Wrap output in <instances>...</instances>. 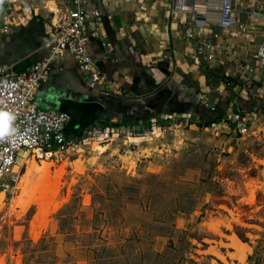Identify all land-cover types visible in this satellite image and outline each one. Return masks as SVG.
Wrapping results in <instances>:
<instances>
[{
	"label": "rangeland",
	"instance_id": "obj_1",
	"mask_svg": "<svg viewBox=\"0 0 264 264\" xmlns=\"http://www.w3.org/2000/svg\"><path fill=\"white\" fill-rule=\"evenodd\" d=\"M250 111L244 132L228 111L160 117L58 160L26 155L0 190V264H264V107Z\"/></svg>",
	"mask_w": 264,
	"mask_h": 264
},
{
	"label": "crops",
	"instance_id": "obj_2",
	"mask_svg": "<svg viewBox=\"0 0 264 264\" xmlns=\"http://www.w3.org/2000/svg\"><path fill=\"white\" fill-rule=\"evenodd\" d=\"M64 1L0 0V27L4 14L12 19L15 15L22 16L8 31H0V64L21 72L48 57L51 10ZM94 1L102 13L101 21L95 22L91 15L87 18V47L100 70L116 83L117 89L106 92L102 87H90L69 51L51 56L50 72L38 89L36 100L42 108L69 114L64 125L67 138L81 135L84 127L94 124L124 129L145 127L168 115L199 116L198 111L206 109L199 101L201 94L210 104L215 101L225 106L227 103L228 113L235 104L238 106L239 96H248L241 85L217 88L221 79L220 65L216 61L196 64L192 46L183 34L188 24L205 26L208 31L215 28L213 21L205 19L216 17L219 7L225 4L236 9L238 0H178L184 8L176 11L168 9L170 0ZM243 3L244 9L263 7L260 0H244ZM229 14L243 21L257 18L235 11ZM103 41L109 42L110 47ZM254 46L255 40L236 44L237 57L245 58ZM212 74L214 81L209 83ZM210 91H217L213 100ZM93 258L88 253L86 264H95Z\"/></svg>",
	"mask_w": 264,
	"mask_h": 264
},
{
	"label": "built area",
	"instance_id": "obj_3",
	"mask_svg": "<svg viewBox=\"0 0 264 264\" xmlns=\"http://www.w3.org/2000/svg\"><path fill=\"white\" fill-rule=\"evenodd\" d=\"M244 0H238L236 9L229 4L219 7V14L212 19L215 28L208 31L205 26L188 24L184 27V37L192 46V57L196 64L218 62L221 79L217 85L220 90L227 87L242 86L248 94L251 92L264 97V0L263 7L244 9ZM178 0H170L168 9H183ZM251 14L255 20L233 19L230 12ZM51 16V31L48 45L50 55L42 58L24 71L14 72L9 66L0 64V190L13 193L18 188L21 167L26 155L35 160L48 158L58 160L65 151L93 141H108L114 136L126 134L131 128L101 126L94 124L84 127L81 135L69 139L64 125L69 119L66 111L46 109L38 105L36 94L46 80L51 66L50 58L65 50L73 54L78 69L87 77L90 87H102L106 92L117 89L116 83L98 67L87 47L85 22L91 15L100 23L101 11L94 0H65L55 6ZM22 16L12 19L3 15L0 31H8L11 24L20 22ZM208 28V27H206ZM255 40V46L245 58L237 57L236 44ZM110 47L109 42H102ZM250 89V90H249ZM249 90V91H248ZM244 97V96H239ZM246 97H248L246 95ZM199 101L213 109L206 96L201 94ZM251 111L244 108H230L229 117L239 132L247 130L246 119ZM189 113L168 115L166 117L187 123ZM195 117H199L195 115ZM135 129L145 127L136 126ZM21 163H18L19 159Z\"/></svg>",
	"mask_w": 264,
	"mask_h": 264
},
{
	"label": "trees",
	"instance_id": "obj_4",
	"mask_svg": "<svg viewBox=\"0 0 264 264\" xmlns=\"http://www.w3.org/2000/svg\"><path fill=\"white\" fill-rule=\"evenodd\" d=\"M224 99H226L227 101L229 100V97H225ZM256 106L264 107V97L257 96L251 92L249 93L248 97H238L239 108H244L250 111ZM226 107H227V103H225V106H222L218 102V104H216V107H214L213 109H209L208 107H206V109L205 108L201 109L200 111H198L200 117V123L203 124L204 126H208L210 124H214L217 121L228 120Z\"/></svg>",
	"mask_w": 264,
	"mask_h": 264
},
{
	"label": "bare ground",
	"instance_id": "obj_5",
	"mask_svg": "<svg viewBox=\"0 0 264 264\" xmlns=\"http://www.w3.org/2000/svg\"><path fill=\"white\" fill-rule=\"evenodd\" d=\"M20 160H21V158H20ZM34 166V165H33ZM28 167V166H27ZM27 167H25V170H24V172L22 173V176H27L28 175V173H30L29 172V169L27 168ZM48 167V164H44V168H47ZM33 169V168H32ZM31 168H30V170H32ZM33 224V223H32ZM35 225L33 224V229H36L35 227H34ZM39 230V229H38ZM36 231H34V233H35ZM36 234V233H35ZM38 235V234H37ZM232 245H234V247H236L237 249H241L240 250V252L242 251V249L245 247V245L244 244H242V242H241V240L238 238V237H236V236H233V238H232V242H230ZM238 245H241L240 247H237ZM233 247V246H232Z\"/></svg>",
	"mask_w": 264,
	"mask_h": 264
},
{
	"label": "water",
	"instance_id": "obj_6",
	"mask_svg": "<svg viewBox=\"0 0 264 264\" xmlns=\"http://www.w3.org/2000/svg\"><path fill=\"white\" fill-rule=\"evenodd\" d=\"M236 109V104L234 105V110Z\"/></svg>",
	"mask_w": 264,
	"mask_h": 264
}]
</instances>
